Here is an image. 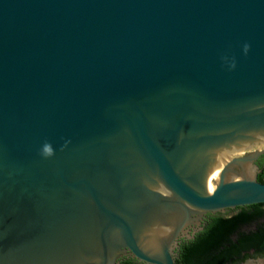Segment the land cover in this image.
I'll return each mask as SVG.
<instances>
[{
    "label": "water",
    "instance_id": "95a60500",
    "mask_svg": "<svg viewBox=\"0 0 264 264\" xmlns=\"http://www.w3.org/2000/svg\"><path fill=\"white\" fill-rule=\"evenodd\" d=\"M262 154L264 0H0V264H175Z\"/></svg>",
    "mask_w": 264,
    "mask_h": 264
},
{
    "label": "trees",
    "instance_id": "16d2710c",
    "mask_svg": "<svg viewBox=\"0 0 264 264\" xmlns=\"http://www.w3.org/2000/svg\"><path fill=\"white\" fill-rule=\"evenodd\" d=\"M258 180L264 183V171ZM238 209L232 216L212 217L205 230L200 231L194 239L184 242L179 262L231 264L242 257L243 253L246 257L264 256V203ZM121 264L145 263L129 258Z\"/></svg>",
    "mask_w": 264,
    "mask_h": 264
},
{
    "label": "flooded vegetation",
    "instance_id": "af4514ba",
    "mask_svg": "<svg viewBox=\"0 0 264 264\" xmlns=\"http://www.w3.org/2000/svg\"><path fill=\"white\" fill-rule=\"evenodd\" d=\"M254 164L258 167V171H259L258 172V178H259V175L264 171V154H262L261 156H259L257 158V160L254 162ZM238 210L239 209L236 208V209L227 210L226 213H218V214H215V215H213V214H206V215H204V217L201 219L200 225L197 226L198 231H195V230L191 229L190 230L191 237H181L179 239V243H178L177 247H175L174 250H173V256H174V259H175V264H181L179 262V260L181 259V248H182L184 242L189 241L191 239H194L196 237V235L200 231L205 230V228L212 221V217H215V216H218V217H228V216H232V215L236 214L238 212ZM253 252L254 251H250V253H253ZM244 255H245V253H243V256L242 257L237 258V260L235 262L231 263V264H248L250 262L256 263L257 260H260L261 258H264V256H259V257H257V256H254V257H246ZM129 258H132V257H128L127 256V257H124L123 260L124 259H129ZM122 261H121V263H122Z\"/></svg>",
    "mask_w": 264,
    "mask_h": 264
},
{
    "label": "clouds",
    "instance_id": "9594fccd",
    "mask_svg": "<svg viewBox=\"0 0 264 264\" xmlns=\"http://www.w3.org/2000/svg\"><path fill=\"white\" fill-rule=\"evenodd\" d=\"M248 48H249V45H245V47H244L245 53H247ZM232 67L235 68V64L234 63L232 64ZM42 154L44 156H50V155H52V148H51V146L46 144L43 147V149H42Z\"/></svg>",
    "mask_w": 264,
    "mask_h": 264
},
{
    "label": "rangeland",
    "instance_id": "374dc122",
    "mask_svg": "<svg viewBox=\"0 0 264 264\" xmlns=\"http://www.w3.org/2000/svg\"><path fill=\"white\" fill-rule=\"evenodd\" d=\"M253 227V226H252ZM248 229H251V227L250 228H248ZM264 264V258H261L260 260H257L256 261V263H253V262H250V263H248V264Z\"/></svg>",
    "mask_w": 264,
    "mask_h": 264
},
{
    "label": "bare ground",
    "instance_id": "6f19581e",
    "mask_svg": "<svg viewBox=\"0 0 264 264\" xmlns=\"http://www.w3.org/2000/svg\"><path fill=\"white\" fill-rule=\"evenodd\" d=\"M252 264V263H251Z\"/></svg>",
    "mask_w": 264,
    "mask_h": 264
}]
</instances>
